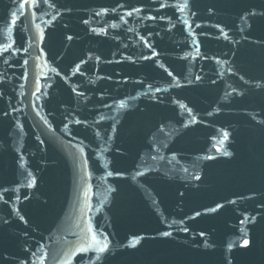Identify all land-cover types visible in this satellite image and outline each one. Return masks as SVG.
Here are the masks:
<instances>
[{"label": "water", "instance_id": "obj_1", "mask_svg": "<svg viewBox=\"0 0 264 264\" xmlns=\"http://www.w3.org/2000/svg\"><path fill=\"white\" fill-rule=\"evenodd\" d=\"M0 264H264V0H0Z\"/></svg>", "mask_w": 264, "mask_h": 264}, {"label": "snow or ice", "instance_id": "obj_2", "mask_svg": "<svg viewBox=\"0 0 264 264\" xmlns=\"http://www.w3.org/2000/svg\"><path fill=\"white\" fill-rule=\"evenodd\" d=\"M44 2L47 3V0H44ZM21 7H23V0H21ZM243 243H244V245H247V244H248V241L245 240ZM105 247H106V246H105ZM100 251L103 252V251H104V247H101V248H100Z\"/></svg>", "mask_w": 264, "mask_h": 264}]
</instances>
